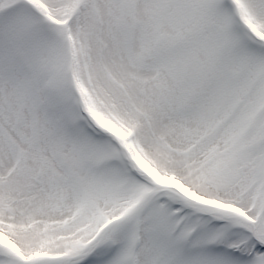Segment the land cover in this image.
Wrapping results in <instances>:
<instances>
[{
    "label": "snow or ice",
    "instance_id": "1",
    "mask_svg": "<svg viewBox=\"0 0 264 264\" xmlns=\"http://www.w3.org/2000/svg\"><path fill=\"white\" fill-rule=\"evenodd\" d=\"M0 264H264V0H0Z\"/></svg>",
    "mask_w": 264,
    "mask_h": 264
}]
</instances>
